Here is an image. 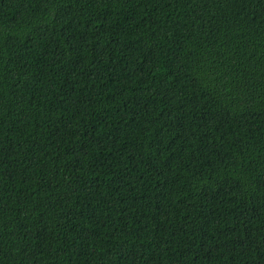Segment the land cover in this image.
Wrapping results in <instances>:
<instances>
[{
    "label": "trees",
    "instance_id": "16d2710c",
    "mask_svg": "<svg viewBox=\"0 0 264 264\" xmlns=\"http://www.w3.org/2000/svg\"><path fill=\"white\" fill-rule=\"evenodd\" d=\"M0 264H264V0H0Z\"/></svg>",
    "mask_w": 264,
    "mask_h": 264
}]
</instances>
